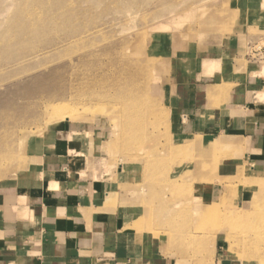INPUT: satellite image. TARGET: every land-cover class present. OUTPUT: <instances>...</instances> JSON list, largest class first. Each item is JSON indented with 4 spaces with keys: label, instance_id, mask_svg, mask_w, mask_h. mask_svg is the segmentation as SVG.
<instances>
[{
    "label": "rangeland",
    "instance_id": "rangeland-1",
    "mask_svg": "<svg viewBox=\"0 0 264 264\" xmlns=\"http://www.w3.org/2000/svg\"><path fill=\"white\" fill-rule=\"evenodd\" d=\"M30 2L0 0V184L39 164L28 146L58 123L85 126L88 137L97 128L102 156L88 153L80 178L117 175L133 229L161 258L264 264V172L244 170L254 152L228 135L224 120L234 113L223 111L234 84L264 82L262 70L255 78L264 67V0H52L41 12ZM226 70L233 76L216 90L197 88ZM148 81L155 88L144 93ZM132 82L139 115L114 100L115 86ZM53 104L72 117L50 119ZM142 116L145 125L130 119Z\"/></svg>",
    "mask_w": 264,
    "mask_h": 264
},
{
    "label": "crops",
    "instance_id": "crops-1",
    "mask_svg": "<svg viewBox=\"0 0 264 264\" xmlns=\"http://www.w3.org/2000/svg\"><path fill=\"white\" fill-rule=\"evenodd\" d=\"M262 68L255 69L257 82H260ZM250 72L248 69L243 75L248 77ZM232 76V72L226 70L224 75L210 79L214 84L208 81L197 88L216 90V84L230 81ZM233 87L223 108L234 113L233 116L226 114L228 117L224 120L231 127L228 135L241 139L244 152H254L253 156L249 153L242 160L248 167L244 170H251L249 165L253 164L255 171L263 174L264 82L255 86L234 84ZM97 130L88 137L90 132L85 126L68 121L58 123L48 130L51 134L47 138L43 135L34 138L28 146L29 156L39 164L30 165L26 177L0 184V264L174 262L156 253L154 241L150 245L147 240L151 238L149 235L138 236L133 229L134 206L121 197L117 175L99 184L80 178L82 166L90 159L86 157L92 152L102 156L101 151L95 150L100 142ZM36 142H40V146L35 147ZM90 142L95 145L93 148H89ZM217 189L220 188L217 186ZM213 264L235 263L221 257Z\"/></svg>",
    "mask_w": 264,
    "mask_h": 264
},
{
    "label": "bare ground",
    "instance_id": "bare-ground-1",
    "mask_svg": "<svg viewBox=\"0 0 264 264\" xmlns=\"http://www.w3.org/2000/svg\"><path fill=\"white\" fill-rule=\"evenodd\" d=\"M41 1V2H40ZM51 1L52 0H31V2L30 3H34V4H40V3H42L43 5H44V7H43V5L42 6H40V7H38V8H36L39 12H41V11H43L44 9H45V11H49L50 10V7L52 8V5H49V4H52L51 3ZM63 8V7H62ZM210 9V8H209ZM210 13L211 14H213V18L215 17V18H217L218 19V17H219V13L216 11V12H214V11H210ZM158 35V34H157ZM156 35V37H154V42H156V43H159V42H161V41H164V43H174V42H178V39L177 38H175V36L174 37H171L170 39H167V38H165V37H162V36H157ZM155 49V48H154ZM157 65V64H156ZM152 67H155V65L153 64V66ZM260 70V69H259ZM262 72H263V74H264V67L262 68ZM176 76L179 78L180 77V75H179V71L176 73ZM147 84H148V86L146 85V88H145V91H144V93L146 92V91H148V90H150L149 92H152L153 90V88H155V84H154V81H148L147 82ZM92 87H93V85H91V86H89L87 89H92ZM114 93H116L118 96H117V98H114L115 97V95H113V98H114V100H116L117 102H118V105L119 106H122V108H123V110L125 111H127V108H128V110H131L132 108H133V110L131 111V113H129V114H134L135 113V115L137 114V115H139V114H141V112L142 111H140L141 110V108H140V104L142 103V104H144V102H143V97L140 95V93L138 92V89L137 88H135V83L134 82H132V86L130 87L129 86V84H125V83H118L116 86H115V88H114ZM88 92H90V93H92L91 92V90H88ZM105 94V93H104ZM144 95V94H143ZM101 96V95H100ZM134 108H136V109H134ZM137 108H138V111H137ZM135 110V111H134ZM45 111L48 113H50V116H49V118L50 119H52V120H60V118H61V120L62 119H67V120H69L71 117H72V114H70L69 112L70 111H68V110H64L63 108H62V106H59V105H47L46 107H45ZM118 114H119V112H118ZM117 114V115H118ZM126 114V113H125ZM116 115V117H118L119 118V116H117ZM133 116V115H132ZM115 117V118H116ZM122 116H120V118H121ZM131 117V116H130ZM117 119V118H116ZM130 119H133L132 121L133 122H137V121H140V124H143V125H145V123H144V119H143V116L141 117V119L140 118H136V117H132V118H130ZM115 120V119H114ZM132 123V122H131ZM144 126H141L139 129H138V131H137V135H140V134H142L143 133V131H144ZM227 139H229V138H227ZM228 141V140H227ZM90 160H92V159H90ZM89 160V161H90ZM83 162V161H82ZM93 162V161H92ZM88 164V163H87ZM203 209H204V207H203ZM138 229L137 230H139V229H141L139 226L137 227ZM135 230V229H134ZM140 231V230H139ZM136 232V231H135ZM151 243H153V241L152 240H149V244L151 245ZM231 249V248H230Z\"/></svg>",
    "mask_w": 264,
    "mask_h": 264
}]
</instances>
